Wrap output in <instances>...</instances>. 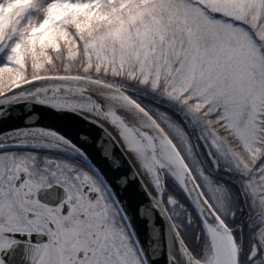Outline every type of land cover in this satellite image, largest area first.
I'll use <instances>...</instances> for the list:
<instances>
[{
  "label": "snow or ice",
  "instance_id": "obj_1",
  "mask_svg": "<svg viewBox=\"0 0 264 264\" xmlns=\"http://www.w3.org/2000/svg\"><path fill=\"white\" fill-rule=\"evenodd\" d=\"M0 264H264V0H0Z\"/></svg>",
  "mask_w": 264,
  "mask_h": 264
},
{
  "label": "water",
  "instance_id": "obj_2",
  "mask_svg": "<svg viewBox=\"0 0 264 264\" xmlns=\"http://www.w3.org/2000/svg\"><path fill=\"white\" fill-rule=\"evenodd\" d=\"M13 115H14V118L10 119V121L8 122V126H17V125H19L22 122V118L24 116L23 108L19 107V111L18 112H14ZM40 122L45 124V125H48V126L61 125L62 130H65V131H69L70 130L72 132V135H75L76 130H78L79 128L84 127L83 125H76L72 129H64L63 126H62V122L56 121V120L51 119V118H45V119L41 120ZM156 223H157V225H162L163 222L159 218H157ZM143 235L146 237L147 233L145 232Z\"/></svg>",
  "mask_w": 264,
  "mask_h": 264
}]
</instances>
